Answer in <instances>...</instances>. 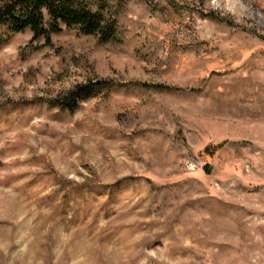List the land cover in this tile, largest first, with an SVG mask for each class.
Instances as JSON below:
<instances>
[{
	"label": "rangeland",
	"instance_id": "1",
	"mask_svg": "<svg viewBox=\"0 0 264 264\" xmlns=\"http://www.w3.org/2000/svg\"><path fill=\"white\" fill-rule=\"evenodd\" d=\"M92 3L0 29V264H264V0Z\"/></svg>",
	"mask_w": 264,
	"mask_h": 264
},
{
	"label": "trees",
	"instance_id": "2",
	"mask_svg": "<svg viewBox=\"0 0 264 264\" xmlns=\"http://www.w3.org/2000/svg\"><path fill=\"white\" fill-rule=\"evenodd\" d=\"M92 6V0H8L0 6V29H7L10 35L31 30L35 41L44 39L46 44L51 43L53 34L63 31V26L78 28L86 35L99 33L103 41H111L115 24L105 23L103 15ZM94 88V85L77 87L59 101L61 108L74 111L80 101L90 97Z\"/></svg>",
	"mask_w": 264,
	"mask_h": 264
}]
</instances>
